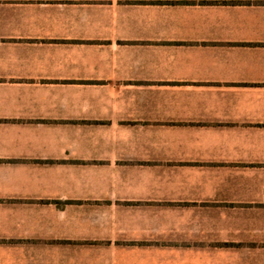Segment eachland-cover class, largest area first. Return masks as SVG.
<instances>
[{"label": "crops", "instance_id": "1", "mask_svg": "<svg viewBox=\"0 0 264 264\" xmlns=\"http://www.w3.org/2000/svg\"><path fill=\"white\" fill-rule=\"evenodd\" d=\"M0 264H264V0H0Z\"/></svg>", "mask_w": 264, "mask_h": 264}]
</instances>
